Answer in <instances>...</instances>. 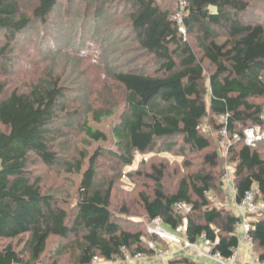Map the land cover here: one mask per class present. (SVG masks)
Returning a JSON list of instances; mask_svg holds the SVG:
<instances>
[{"label": "trees", "instance_id": "1", "mask_svg": "<svg viewBox=\"0 0 264 264\" xmlns=\"http://www.w3.org/2000/svg\"><path fill=\"white\" fill-rule=\"evenodd\" d=\"M62 1L38 0L34 19L45 22ZM79 1H86L85 13L96 22L116 11V0ZM165 1L118 0L120 8L127 9L126 30L138 51L154 60L157 68L152 74L135 68L114 73L124 90L123 110L112 128L111 146L100 147L85 171V157L75 164L82 179L73 215L54 196L42 193L40 179H33L28 171L31 155L48 166L58 161L52 150L60 136L55 125L59 108L68 101L59 78L41 79L27 92L15 89L9 93L0 83V241H11L0 246V264L38 263L51 236L69 242L65 246L76 251V264H92L95 257L105 262L124 259V249L131 255L155 254L144 245L143 232L127 231L113 219V193L121 173L103 177L100 163L104 159L118 168L127 167L133 165L137 153H152L158 147L172 153L180 145L184 153L204 152L206 164L213 171L223 169V175L221 161L234 164L237 203L252 190L257 201H264L260 143L249 147L240 141L225 158L218 151L210 152L211 141L202 130L205 120L219 130L220 115H228L229 131L241 136L245 129L264 123V104L252 102L264 98V24L249 21L257 0H183L186 35L180 33L174 9ZM173 1L177 4L179 0ZM32 22L18 0H0V35L6 40L25 32ZM8 49V44L0 49V59ZM116 110L104 107L89 113L102 122ZM84 126L91 143L109 140L87 120ZM149 177L155 184L154 194L141 199L150 220L160 217L170 230L186 224L184 235L191 243L205 237L214 245L213 255L224 260L233 256L240 242L236 232L241 219L231 210L211 206L207 194L216 188L214 174H198L192 183L184 179L175 193L164 188L163 168L153 167ZM219 188L225 191L223 180ZM181 203L191 206L188 215L177 211ZM251 236L258 259L264 263V215L252 222ZM167 264L198 263L177 256Z\"/></svg>", "mask_w": 264, "mask_h": 264}, {"label": "rangeland", "instance_id": "2", "mask_svg": "<svg viewBox=\"0 0 264 264\" xmlns=\"http://www.w3.org/2000/svg\"><path fill=\"white\" fill-rule=\"evenodd\" d=\"M18 1L21 10L31 15L33 22L29 29L13 40H6L0 35V49L6 44L9 45L5 58L0 59V83L5 85L9 93L15 89L27 92L41 79L59 78L68 101L65 106L59 108L55 125L56 129L60 130V136L57 137L52 150L57 154L58 161L55 166H48L36 155H31L28 171L33 179H40L42 193L54 196L62 206H65L70 215H73L77 189L82 179V173L78 174L75 171V164L85 157L83 166L85 171L91 157L100 147L111 146V131L123 110L124 90L115 81L114 73L135 68L147 69V72L152 74L157 66L154 60H150L138 51V46L126 30L129 26L125 13L127 9L120 8L118 0L114 2L116 11L97 22L90 17V14L85 13L88 10L86 1L60 2L59 8L45 22L34 19L38 0ZM165 5L175 10L176 4L173 0H166ZM253 8L255 13L250 15L249 21L264 24V0H257ZM205 66L209 68L208 63ZM206 100L209 103L210 97L208 96ZM252 102L264 104V98ZM104 107L107 110L117 107V110L113 116L105 118L102 122H96L89 112ZM86 120L89 125L104 132L109 140L91 143L85 131ZM202 125L204 134L212 144L210 152L218 151L224 156L225 151L218 144L216 125H210L208 120H205ZM162 149L158 147L152 153H137L133 165L127 167L118 168L110 159H104L100 163V173L103 177L114 178L116 172L121 173L116 178L113 193L111 205L113 219L127 231L143 232L146 236L144 245L149 247L153 244L165 255L159 257L154 252L153 255H146L144 259L137 260L135 264L150 262L167 264L170 257L175 258L180 255H190L199 264H220L212 256H201L196 251L184 250L174 243L154 240L155 237L148 233L150 219L144 210L141 196L154 194L155 184L149 177L153 173V167L164 169L163 184L168 193H175L184 179L192 183L198 174H214L217 178L216 188L207 194L211 206L231 210L240 217L235 195L228 192L226 184L225 191L219 188L223 169L213 171L205 162L204 152L194 153L187 150L184 153L180 145L172 153ZM257 149L264 157V143H260ZM221 163L224 168L225 162L222 160ZM228 164L233 167L234 172V164L231 162ZM257 203L260 212L253 216L252 220L264 215L262 198ZM197 216L200 221H203L201 214ZM236 233L242 240L243 232L240 227L237 228ZM183 237L186 238L184 234ZM10 242L0 241V246ZM13 244L16 247L19 246L18 240H14ZM65 244L69 242L60 241L57 237L51 236L46 252L36 264H76V251L66 247ZM197 245L203 249V240H199ZM238 254L245 257V264L255 261L258 257V251H255L250 242H242ZM102 262L128 264L123 258L114 262L104 260Z\"/></svg>", "mask_w": 264, "mask_h": 264}, {"label": "built area", "instance_id": "3", "mask_svg": "<svg viewBox=\"0 0 264 264\" xmlns=\"http://www.w3.org/2000/svg\"><path fill=\"white\" fill-rule=\"evenodd\" d=\"M186 6L185 1L179 0L176 4L173 18L179 25V31L183 35H186V30L184 26L183 21V9ZM228 115H220L217 120L218 123L221 125V128L218 130V144L219 147L225 151L224 157L226 158L229 154L230 149L238 142L243 141L245 145L249 147H253L261 142H264V123L263 125H257L250 128H247L244 130L243 135L241 136L238 133L232 134L229 131L228 126ZM264 121V118H263ZM223 182L228 187V192L232 193L236 196V189H235V177L233 172V167L230 166L228 163L224 166V175H223ZM237 209L240 215V223L239 226L243 232V238L239 242V246L242 244V242H253L252 236H251V229H252V217L260 212V207L257 203V194L254 190L249 191L245 194L243 200L240 203H237ZM176 209L178 212L182 213L183 215H188L191 212V206L187 203H181L176 205ZM256 219V218H254ZM187 225L183 224L180 225L175 230H169L165 227L164 221L160 218H154L150 220L148 225V233L151 236H154L158 238L159 240H163L166 242L174 243L178 246H181L185 250H193L196 251L197 254L201 256L209 255L212 256L217 262L221 264H236L238 258V251L239 246L234 250L233 256L228 259L224 260L220 257V255H213L212 249L214 245L205 237H203V243L204 248L201 249L196 244L191 243L188 239L183 237V234L186 233ZM145 239H143L144 241ZM145 242V241H144ZM149 248L153 250L157 256L163 257L161 250H158L153 244L149 245ZM157 251V252H156ZM125 253V262L128 264H135L137 260L144 259L146 255H143L141 253L136 255H131L126 249H124ZM92 264H105L102 262V260L98 257H95L93 259ZM165 264V263H164ZM247 264H264L263 262H260L258 257L255 261L249 262Z\"/></svg>", "mask_w": 264, "mask_h": 264}, {"label": "crops", "instance_id": "4", "mask_svg": "<svg viewBox=\"0 0 264 264\" xmlns=\"http://www.w3.org/2000/svg\"><path fill=\"white\" fill-rule=\"evenodd\" d=\"M185 250V249H184ZM183 250V251H184ZM180 256H184V255H180ZM170 257V256H169ZM177 257V256H176ZM185 257H188V258H190L191 260H193L194 262H196V263H198L199 264V262L198 261H196V260H194L193 258H191L190 257V255H187V256H185ZM172 258H174V257H170V259H172ZM237 258H238V260H237V262H236V264H245V261H246V259H245V257L244 256H240L239 254H238V256H237ZM169 259V260H170ZM209 259V258H208ZM168 260V261H169ZM212 260H214V259H212ZM215 261V260H214ZM147 264H154V262L152 263V262H150V263H147ZM221 264V263H220Z\"/></svg>", "mask_w": 264, "mask_h": 264}]
</instances>
